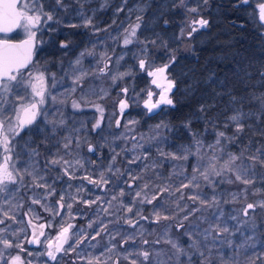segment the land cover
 <instances>
[{"label":"snow or ice","instance_id":"snow-or-ice-1","mask_svg":"<svg viewBox=\"0 0 264 264\" xmlns=\"http://www.w3.org/2000/svg\"><path fill=\"white\" fill-rule=\"evenodd\" d=\"M57 4L63 7L62 0H56ZM81 6L80 15L83 17L84 23L83 26H93V19L90 16L85 15L83 11V4L87 3V0H77ZM206 5L208 0H202ZM109 3V0H103L101 3V9L106 7ZM128 3V0H122L120 7L115 9L116 13L124 11V6ZM248 0H235L233 7L239 8L240 6L247 4ZM180 4L184 5V0H180ZM147 4L141 6L137 5V11L140 13L137 15V22L129 24L127 28L124 29L121 36L123 37V45L127 46L133 44H143L144 47L141 49L142 52L147 54L148 44L155 45L156 40L141 41L137 37V31L141 27L143 21V12L146 10ZM132 9H129V15L132 13ZM191 12H197L196 8L189 9ZM95 12L93 13V15ZM53 15L50 12H45L43 4L40 0H0V33L11 32L13 28L23 27L28 34V38L22 41L20 44H13L7 39H0V160L3 161L0 164V200L3 201V204L0 205V225H4L7 220H11L13 223H19L16 216L12 213L13 208L23 207L22 204H13V200L16 199L21 188H28L29 190L35 188L44 189L45 192L43 195H37L35 192L30 198L32 204H41L42 200H47L50 196L56 194V183L57 181L64 180L67 177L68 180L75 178L76 171L84 168L83 158L80 156V149L82 147L81 141L83 140L84 144H87L86 151L89 153L99 152L106 145H93L91 144L86 137L81 138L77 136L75 138V145L73 146V137L71 135L63 136L59 140H56L54 144L51 145L49 149L50 156L45 160H40V153L37 148H32L31 145H27L26 151L17 152V143H14L16 137H21V133L25 132V129H28L30 126L35 125L34 131L43 132V129L40 128L37 124V118L41 117L43 121H46L49 124L53 125L52 133L57 132V126L63 127L65 125V120L61 118L59 121L49 120L48 119V110L43 108L47 101H51L53 104H64V100L58 99L56 95H53L50 89H55L57 87V73L51 71L45 66H38L39 62H34V55L38 51L37 44L43 43V41H37V32L41 31V21L45 23L47 21H52ZM264 4L259 6V16L256 23L259 27H264ZM115 23V21H113ZM167 23V21H165ZM196 25H199V28H205L209 25V21L201 17L196 21L191 22V30L188 32V35L191 36L192 33H195L198 29ZM76 25H72L75 27ZM35 29V30H34ZM101 29H96L100 31ZM107 31V29H104ZM183 35V30H182ZM163 46H167L165 42L162 41ZM67 42H61L60 47L68 48ZM93 53L85 50L80 53L74 66L70 65L69 71L63 72L60 77V82H63L65 76L72 74V85L67 90L70 93H75L79 89L82 95L89 94H98L97 90L89 85L88 89L84 88V83L88 77L96 76V72H90L85 70L82 67V59L85 55H92ZM106 55V54H105ZM123 59V57H120ZM176 57L174 55L169 57V63L165 64L161 68H157L155 71L149 72V75L157 77L165 73L168 67L175 63ZM119 61H117L118 63ZM146 60H139V68L143 69L145 67ZM29 65L32 67L29 68ZM108 63L104 64V68L100 69L101 73L106 74L105 70L108 69ZM27 70V71H24ZM35 70V71H34ZM78 72V74H76ZM126 75H131V73H119L118 76L114 75L111 77L113 82L118 78H123ZM246 75L251 76L252 73H247ZM260 77V83L264 84V67L258 73ZM165 79H167L165 77ZM49 81L51 83L49 84ZM156 83L154 79L152 81ZM223 84V82H221ZM175 86L174 80H168L165 86V92L171 91ZM101 92L104 90L101 89ZM123 94L128 93V88L124 87L121 89ZM152 93H148V100L145 101V107L148 112L151 113L153 109L159 108L160 104L172 105L174 102L171 98L166 95L161 94L159 101L157 103H152ZM217 97L221 95L229 96V106L233 108L234 114L228 118V123H232L235 126V132L232 136H228L226 131H220L216 129V121L213 117H207L206 113L214 105L202 104L197 109L199 113L195 118L197 120H205L206 124H211L213 130H215V141L212 144L207 145L210 149L213 150V154L208 158L207 164L201 163L203 156L197 159L196 165L193 167V172L191 176H184V170L181 167L179 175L184 176L188 181L187 183L181 182L177 186L176 191L181 192L180 200L184 199V194L182 189L192 188L196 191L193 194L188 196V199L193 204H198V207L192 209L190 212H187L182 220L177 221L174 225H170L166 231L165 243L169 246L168 248H156L155 245L160 244V240H154L151 242L152 247L145 248L144 245H149L147 239H141L140 245H136L137 235L143 237L146 229L143 225H140L141 231L138 234H129L122 236L120 241L117 243H112L111 247L108 248L109 252L114 250H122V258L125 261H129L130 264H257V261H260L261 264H264V240H259L255 236V231L259 227L255 223H251L250 227L253 230L252 235H247L243 238L240 243H236L233 237L237 232L241 231V223L249 224V221L241 222L238 220L239 212L235 214L229 213L228 218L234 221H237L236 225H233L230 230L227 220H221L225 216L224 211L221 209L218 212H213L211 219L209 217L201 216L200 219L208 223V227L201 228L199 224L193 225L191 222L187 225L185 221H189V217L194 215L196 212H202L207 209L217 208L220 209V198L217 194V189L221 184H232L234 182H242L245 185H250L253 183V178H248L250 175V170L253 165H248L247 169H237L233 165L238 159L236 155L232 153H224L223 144L233 143L235 139L244 131V123L242 120L247 119L250 116H255L257 120L261 117H264V92L252 91L247 95L236 96L232 94L231 88H225L222 92H216ZM253 105V108H250L248 112H245L244 105ZM72 107L74 109H80L81 105L76 101H72ZM97 111L100 113V119H98L92 125V132H95L97 129H101V122L103 120V108L99 105L95 106ZM128 107L126 100L119 101L120 113L123 114L124 110ZM192 121L188 120L185 122L184 126L190 128ZM228 123H225L224 127H228ZM116 126H120V121H116ZM127 127V125H125ZM167 128L168 125L160 124L156 128ZM81 128L87 130V126L84 122H81ZM81 128L73 129L74 132L79 133ZM207 130V129H206ZM250 130L255 131L256 129ZM9 133L11 136H9ZM260 135H264V127L259 129ZM26 135L29 133H25ZM99 134V133H97ZM194 135V134H193ZM156 138V137H154ZM23 139V137H21ZM51 139L50 137H45V140ZM44 142V141H42ZM160 142H164V138H160ZM33 143H35L33 141ZM197 154L200 153L201 149L204 147L201 140L196 139L195 145ZM24 147V146H22ZM143 148V145H139ZM56 149L55 152H52L51 149ZM123 151V150H122ZM113 155L111 156V163L107 166L106 171L112 173V177L106 178L104 172L99 173V179H91L90 176L85 175L82 177L83 180H88L89 183L101 186L107 185L109 179L119 178L123 176L124 173H121L117 168L113 170V163L116 161V157L119 153L115 152V149H112ZM158 156L163 158L159 160H153L151 163H144L141 171L139 173H133L131 169H126L127 179L123 183L127 188L131 189L135 186L138 190L134 193H129L131 199L127 204L120 201V205L125 209L126 213H131V217H125L124 223L129 225L131 228H136L140 221H146L149 223H159L161 219L164 220H175V215H161L159 209H168L165 207L167 201H160L159 196L162 193L168 192V187H161L159 183H156L152 179H145L146 173H153L155 180L163 179L162 174L157 172L156 169L163 167L165 160H187L188 156L191 155L190 148H185L181 155L177 156L172 152H165L163 148L157 145ZM257 155L249 157L250 160L259 161L261 165H264V159H261V156H264V151L261 149L256 150ZM25 155L28 157V160L21 162L20 156ZM227 155L228 159L224 161V164L221 167H217V162L220 156ZM13 156L16 157V160L13 161ZM72 157V159H67L66 157ZM148 160V155L144 154L142 156H134L132 159L127 161L128 164H137L138 161ZM11 162V163H10ZM94 163V162H90ZM20 164V167L16 165ZM42 165V166H41ZM78 166V167H77ZM59 169V171H57ZM71 169V171H70ZM228 173L234 174V179L228 176ZM27 176L30 180V184L25 185L24 179ZM219 178V179H217ZM136 181H142L140 184H136ZM150 184L152 185L153 192L149 194L147 191ZM69 188L72 185H68ZM83 185L76 188L77 193L81 191ZM207 188L208 191L205 192L204 189ZM156 189H159V192H156ZM246 192L247 189H244ZM69 200H75L71 193H67ZM126 192L123 187L119 189L118 196L124 197ZM232 200H236V194H230ZM117 196L114 195L112 200H116ZM64 195L62 194L59 197V200L56 202V207L58 210H63L65 208ZM154 205L151 212L152 219L150 220L149 216L143 215V206ZM231 201L225 200L224 203H229ZM86 205L94 203V201L85 200ZM4 205H7L5 208ZM72 203L67 204V214L71 216ZM111 206V202H109ZM41 207H45L41 204ZM179 207V205H177ZM187 205L184 208H181V211L187 209ZM257 205L248 203L246 207L242 210L245 217L249 216V210H254ZM259 207L264 209V202L259 204ZM135 209V211H134ZM45 210H49L45 207ZM35 210L29 208V212H34ZM58 214V213H57ZM38 218V217H37ZM31 223V220L28 221ZM92 225L89 224V227ZM41 228L45 225H40ZM73 227L72 224H68L67 227H64L60 234L56 237L58 243L53 245L49 242L46 245L45 252L39 253V255H46L49 261L59 264L58 254L72 251H76V247L69 245L68 249L64 248V244L68 242V233L69 230ZM106 227V226H105ZM175 227L177 230L176 239H173L169 233L171 228ZM11 225L0 228V244H3V249H0V264H25V261L22 259L20 254L12 255L7 250L12 248H17L23 251L22 244L13 243L12 240L8 238V235L16 236L17 232L11 230ZM97 231L96 235L98 236L101 231ZM23 231V230H21ZM7 234V235H6ZM119 234V232L117 233ZM151 234V233H149ZM44 233L41 231L39 236H43ZM264 235V234H262ZM186 238V244L182 241ZM92 239H96V236H93ZM115 240V236L112 237ZM31 244L39 245L41 243L38 238L35 229L32 233V239L27 241ZM82 241L77 237L75 245L78 247ZM131 243V250L125 248V245ZM31 255V253H29ZM79 255V254H78ZM86 256V253H85ZM96 262L99 264V257H96ZM28 264H31L29 261ZM45 264H48L46 261ZM87 264H93V261L89 259ZM114 264H120V258H117Z\"/></svg>","mask_w":264,"mask_h":264},{"label":"trees","instance_id":"trees-1","mask_svg":"<svg viewBox=\"0 0 264 264\" xmlns=\"http://www.w3.org/2000/svg\"><path fill=\"white\" fill-rule=\"evenodd\" d=\"M255 1L257 0H248L247 4L235 8L233 7L235 0H208L206 5L202 0H184V5L180 4V0H128L124 11L116 13L115 9L120 7L122 0H109L108 5L103 9H101L103 0H87V3L83 4V11L85 15L92 17L94 26L97 24L102 28V31L98 32L100 33L98 37L92 31L93 26H83L81 6L77 0H62L63 7L58 5L56 0H42L48 12H55V22L50 24V29L45 34L43 32L38 34L37 41L42 40L43 43H38L35 61L44 65L47 62V68L59 73V68L64 67L73 57L65 53L68 49L76 53L97 37L96 44L105 46L108 52L116 48L114 51L119 53L123 46L126 53L123 64L127 65L131 75H127L113 86L102 100L107 108L104 124H113V122L108 124V115L111 111H114L115 116L120 113L119 101L125 97L127 100L130 99L131 103L130 108L123 114L136 117L138 128L141 129L160 124L168 125L164 128V133L167 138L166 143L171 147L190 144L195 139L211 142L216 139L215 130L211 124H206L205 120L195 118L199 115L197 109L200 105H214L207 111L206 116L215 119L217 130L226 131L228 136H232L235 126L228 123V118L234 114V110L229 106V96L217 97L215 93L222 92L225 88H231L232 94L236 96L247 95L252 91L264 92V84L260 83L258 75L264 67V33L262 27L256 23ZM145 4L147 8L143 12V21L137 37L141 41L156 40L155 45L148 44L146 55L140 50L144 47L143 44L134 43L125 46L122 44L121 36V30L126 23V10L132 5ZM192 8H196L197 12L189 11ZM201 17L207 19L209 25L205 28L196 25L198 30L189 36L191 22ZM72 25L76 26L72 27ZM19 36L17 32L10 38ZM162 41L166 43V47L163 46ZM61 42H67L68 48L60 47ZM172 55L176 60L168 67V73L175 81L172 92L174 106H162L149 113L141 105V100L150 85V77L139 68V60L145 59L148 64L154 66L163 65L169 63V57ZM247 73L252 75L248 76ZM124 87L128 88L126 96L121 92ZM73 98L75 95L70 96V102ZM253 107L245 104L243 110L248 112ZM188 120L192 121L190 128L184 126ZM225 123H228L227 128L224 127ZM242 123L245 125L244 131L233 143L224 145L227 150L247 154L249 158L257 155V149L264 151V135L259 133V129L264 127V117L257 120L255 116H250L242 120ZM250 126L251 129L256 130H250ZM41 129L45 130L43 125ZM102 131L99 136L94 133L93 142L102 140L100 137L105 135L110 136L106 134L103 126ZM105 149H108V145L101 153V165L105 164ZM118 153L120 156V151ZM261 159H264V156H261ZM251 163L260 174L264 165L253 160ZM249 203L254 204L253 201ZM80 207L87 208V206Z\"/></svg>","mask_w":264,"mask_h":264},{"label":"rangeland","instance_id":"rangeland-1","mask_svg":"<svg viewBox=\"0 0 264 264\" xmlns=\"http://www.w3.org/2000/svg\"><path fill=\"white\" fill-rule=\"evenodd\" d=\"M42 3V0H40ZM122 4V3H121ZM261 4H264V0H257L255 1V5L257 7V11L255 13V19L258 21L259 16V6ZM121 6V5H120ZM44 7V6H43ZM132 9L131 15H129L128 10ZM45 12H48L46 8H44ZM53 15V18L55 16V12H50ZM140 14L137 11V6H130L126 10V23L124 25V29L129 26V24H135L137 22V15ZM55 19L52 21H47L45 23L43 20L41 21V31L37 32V36L39 33H44L50 29V24L54 23ZM264 23V22H262ZM102 29L95 25L93 27L92 31L93 33L97 34L99 37L98 32L96 29ZM123 30H121V33H123ZM263 33H264V27H262ZM35 30V29H34ZM102 31V30H100ZM19 33V37H28L27 32L24 30L23 27H21V30L17 31ZM15 32V33H17ZM138 32V31H137ZM22 34V35H21ZM138 35V34H137ZM11 36V35H10ZM10 36H5L9 37ZM18 37V38H19ZM97 38L91 40L87 46L82 47L76 53L71 52L72 49H68L65 51L67 54L73 55L72 59H70L64 67H60V72L57 73V87L55 89H50L53 95H56L58 99L64 100V104H53L50 100L45 103L43 108L48 110V119L49 120H55L59 121L61 118L65 120V125L63 127L57 126V132L55 135H59L61 137L71 135L73 137V146L75 145V138L77 136H80L81 138L86 137L87 140L93 144V145H108V149H105V164L101 165V156L102 151L104 150V147L101 151L96 153H88L86 152L87 144L83 143V140L81 141L82 147L79 150L80 156L83 158L84 168L80 169L79 171H76L75 178L68 180L67 177H65L64 180L57 181L59 182H67V190H65V193H71L76 199L73 201L71 200L72 205L77 204V207L75 208V213L71 209V216L67 214V207L65 214L61 217L60 214H56L55 209L52 207L51 197L50 196L47 200H42L41 204H43L45 207H47L49 210H45L46 213L49 214L48 217H44L40 214H38L37 209L41 207V204H32L31 199H29L26 196V193H30V198L33 196V193L35 192L38 196L43 195L45 192L44 189L41 188H35L33 193L31 194L30 191H28V188H21L19 194L17 195L16 199L13 200V204H22L23 207H17L13 208L11 211L16 216L17 221L26 220L28 217L31 219V225L37 226L39 219L44 220V224L46 229L50 228L52 225L55 227L57 223V219L60 217V226L72 224L73 227L71 228L72 231V237L74 239H79L82 241V243L79 244V246H76V256L77 261L76 264H87V261L91 259L93 261V264H97L96 257H99V264H114L115 260L117 258H120V264H130L129 261H125L122 258V250L117 251L114 250L113 252H109L108 248L111 247L112 243H117L120 241L122 236L129 235V234H138L139 231H141L140 225H143L146 229L145 234L143 237H140L137 235L136 238V245H140L141 239H147L150 243L149 245H144L145 248L152 247L151 242L154 240H160V244L155 245L156 248H168L169 246L164 242L167 238L165 236V231L170 225H174L177 221L182 220L183 216L190 212L192 209L198 207V204H193L189 199L188 196L193 194L195 189L192 188H185L182 189V192L184 194V199L180 200L179 197L181 196V192H177L176 188L183 183H187L188 181L184 178V176H191L193 172V167L196 165L197 159H199L201 156H203V160L201 163L207 164L208 158L213 154V150L207 147V145L214 143L215 139L211 142H203L204 147L201 149L200 153L197 154L195 145V140L190 144H181L177 147H171L169 143H166V135L164 133V128L157 129L156 126H152L150 128L141 129L138 128V121L137 118L133 115L125 116V114L119 113L117 116H115L114 111H111L110 115H108L107 122L108 124L113 122L112 125H105L104 120L106 119V106L103 105L102 100L108 95L109 91L112 89L113 86H116L118 82H120L123 78H118L115 82L111 79L112 76L117 75L119 73H130L128 70L127 65L124 66L123 61L125 58V52L123 46H121V52L117 53L114 51V48L111 52H108L107 48L105 46H101L100 43H97ZM123 42V37H122ZM135 43V42H134ZM133 43V44H134ZM123 44V43H122ZM38 47V45H37ZM85 50H88L92 52V55H85L82 59V67L85 70H89L90 72H96V76H89L88 79L84 83V88L87 90L89 85L94 87L97 90L98 94H89V95H82L81 91L77 89L75 93H70L67 90L72 85V79L73 75L69 74L64 77L63 82H60V77L65 71H69L70 65L74 66L75 60L80 57V53L84 52ZM141 50V49H140ZM140 53V52H139ZM142 54L144 52L141 51ZM106 54V55H105ZM120 57H123V59H120ZM117 61H119L117 63ZM36 62V61H35ZM108 63L109 67L105 70L106 74L101 73L100 69L104 68V64ZM163 65H151L148 64L146 61L145 67L143 70L149 75V72L155 71L157 68L163 67ZM38 66H45L43 63L39 62ZM30 66L29 68H31ZM27 71V70H24ZM35 71V70H34ZM78 74V72L76 73ZM150 77V85L148 87V90L141 100V105L147 110L145 107V101L148 100V93L151 92L152 103H157L159 101L160 95H166L167 97L172 98V92L175 88V86L171 89V91L165 92V86L167 84L168 80H173L171 76L168 73V69L165 73L162 75H159L157 77H153L149 75ZM165 77L167 79H165ZM156 80V83H153V80ZM51 81H49V84ZM103 89L104 91L101 92L100 90ZM121 89V88H120ZM75 95V98H73L72 101H76L81 105L80 109H74L72 107V102H70V96ZM124 96V94H123ZM121 100H126L128 103V108H130V99H126L123 97ZM130 101V102H129ZM136 102V101H134ZM102 103V104H101ZM133 103V102H132ZM96 105H99L103 108V120L101 122V129L102 126L105 127L106 134L104 137H100L98 142H93L92 137L94 133L103 132L100 129H97L95 132H92V125L100 119V113L96 109ZM162 106H169L166 104L161 103L159 108L153 109L152 112L160 109ZM148 111V110H147ZM113 117V118H112ZM120 121V126L117 127L116 121ZM41 121V122H40ZM37 122L41 123L45 128L46 134H53L52 128L53 125L47 123L46 121H43L41 117L37 118ZM36 122V123H37ZM81 122H84L87 126V130L81 128ZM127 125V127H125ZM75 128H81V131L79 133H76L73 131ZM44 132V130H43ZM23 133V132H22ZM98 134V136H99ZM9 136L11 134L9 133ZM109 140H108V138ZM156 137V138H154ZM160 138H164V142H160ZM58 139V137H57ZM143 145V148L139 147V145ZM157 145H159L165 152H172L175 153L177 156L181 155L183 150L185 148H190L191 155L188 156V159L185 160H165L163 167L157 168L156 171L160 172L162 174L163 179L161 180H155V176L153 173L149 172L145 174V179H152L156 183H159L161 187H168L169 191L160 194L159 199L160 201H167L165 207L168 209L165 211L164 209H159L161 211V215H175L176 219L172 220H164L161 219L159 223H149L146 221L141 220L140 224L136 226V228H131L129 225L124 223L125 217H131V213H126L125 209L121 207L120 201L123 200L125 204L128 203V201L131 199V196L128 195L129 193H134V191L138 190L135 186L133 188L129 189L127 186L123 183L125 179H127V172L126 169H131V171L135 173H139L144 165V163H151L153 160H159L163 159L158 156L157 152ZM224 145V144H223ZM106 147V146H105ZM225 148V145L223 146L224 153H232L233 155H236L238 159L235 161L233 167L237 169H247L248 165H252L251 160L248 158L247 154H239L231 150H227ZM112 149H115V152L120 151V156L118 155L116 157L115 163H113V170L119 169L121 173H124L123 176H120L117 178H111L109 179V183L101 186H96L88 182V180H83L82 177L85 175L90 176L91 179H99V173L104 172L105 177L109 178L112 177V173H109L106 171L107 166L109 163H111V156L113 155ZM123 150V151H122ZM144 154L148 155V160H140L137 164H128L127 161L129 159H132L134 156H142ZM93 155V156H92ZM27 157V156H26ZM193 157V160L191 161V158ZM67 159H72V157H66ZM96 159V160H94ZM228 159L227 155H222L219 157L217 162V167H221L224 164V161ZM28 160V157L27 159ZM25 160V161H26ZM94 162V163H90ZM78 167V166H77ZM166 168L163 170L162 168ZM181 167L184 170V176L179 175L181 171ZM59 171V169H57ZM261 170V169H260ZM71 171V169H70ZM254 174V180L253 183L250 185H245L242 182H234L232 184H221L219 188L217 189V194L220 198L221 204L220 209L213 208V209H207L202 212H196L194 215H191L189 217V221H185V224L192 223L193 225L199 224L201 228L208 227V223L205 221H202L200 219L201 216L209 217L211 219L213 212H218L219 210H223L225 213V216L221 218V220H227V224L232 229L233 225H236L237 221L231 220L228 218L229 213L235 214L236 212H239L240 215L238 216V220L241 222L243 221H249V224H243L241 223V231L237 232L233 239L236 243H240L243 238L247 235H252L253 230L250 227L251 223H255L259 227L255 231V236L259 240H264V236L262 235V232L264 231V209L259 207V204L261 202H264V168L260 171V174L256 172V168L253 166L250 170V175L248 178H253ZM228 176L234 179L233 173H228ZM219 179V178H217ZM30 180L27 176H25L24 184L28 185L30 184ZM57 183L55 185L56 192H57ZM142 181H136V184H140ZM72 185L71 188L68 187V185ZM83 185V188L81 191L77 193L76 188L78 186ZM111 186V187H110ZM110 187V188H109ZM123 187L126 195L124 197H119L118 192L119 189ZM244 189H247L245 192ZM96 191V192H95ZM149 194H152L153 188L150 184L149 189L147 190ZM205 192L208 191L207 188L204 189ZM156 192H159V189H156ZM64 192L62 194L65 195ZM236 194V200H232V196L230 194ZM116 195L117 199L112 200V197ZM68 197V196H67ZM29 199V207L27 209V212L24 211V205L25 201ZM94 201V203L86 205L84 201ZM225 200H229L231 202L224 203ZM253 201L257 207L254 209L249 210V216L245 217L243 215L242 210L246 207V205ZM109 202H111V206H109ZM156 202H154L153 205H147L145 204L143 206V215L149 216L150 220L151 212L153 210V207ZM3 204V201L0 200V205ZM179 205V207H177ZM187 205V209L184 211H181V208H184V206ZM80 206H87V208L83 209ZM6 208L7 205H4ZM45 207H42L45 209ZM29 208L34 209V212H29ZM57 208V207H56ZM135 211V209H134ZM24 214V215H23ZM23 215V216H22ZM38 217V218H37ZM58 217V218H57ZM57 218V219H56ZM11 225V230H15L17 234H25V231L27 229H30V227L21 226L18 225L19 223H13L11 220H7L6 223L0 228L6 227L7 225ZM89 224L92 226L89 227ZM59 226V229H60ZM106 226V227H105ZM104 229L100 232V234L97 236L96 233L98 230ZM10 230V231H11ZM23 230V231H21ZM119 232V234H117ZM151 233V234H149ZM176 233L177 230L175 227L171 228V232L169 235L176 239ZM7 235V234H6ZM17 236V235H16ZM23 236V235H22ZM54 236V233H51L50 238ZM93 236H96V239H92ZM115 236V240L112 239V237ZM13 236L8 235V238L11 239ZM49 239V237H48ZM21 241H23L21 239ZM186 244L187 240L186 238L182 241ZM20 244H22L20 242ZM2 249H3V244ZM125 248H128L131 250L132 246L131 243L129 245H125ZM46 246L42 242V245L39 249H35L34 252H31L35 256L39 257V253L45 252ZM12 255H15L12 251V249L7 250ZM86 253V256H85ZM79 254V255H78ZM26 261V260H25ZM31 264H36V259L29 260ZM257 264H261L260 261H257Z\"/></svg>","mask_w":264,"mask_h":264},{"label":"flooded vegetation","instance_id":"flooded-vegetation-1","mask_svg":"<svg viewBox=\"0 0 264 264\" xmlns=\"http://www.w3.org/2000/svg\"><path fill=\"white\" fill-rule=\"evenodd\" d=\"M21 37H19V38H21ZM34 62H35V58H34ZM40 122L39 123L37 122V124H39V126L41 128L42 124ZM33 129H35V125L30 126L28 129H25V132L21 133V137H23V139H21V137L15 138L14 143L18 142L16 151L17 152L26 151L27 150L26 146L31 145L32 148H37V150L40 153L39 159L43 161V160L49 158V156H50L49 149L51 148V145L54 144L56 142V140H59L61 138V136L55 135V134H46L45 130H44V132H39V131H34ZM25 133H29V134L26 135ZM46 136L50 137L51 139L45 140ZM57 137H58V139H57ZM33 141L35 143H33ZM42 141H44V142H42ZM22 146H24V147H22ZM51 151L55 152L56 149L52 148ZM19 159L21 162H24L27 159V157L25 155H21ZM15 160H16V157L13 156V161H15ZM94 160H96V159H94ZM100 161H101V159H100ZM2 163H3V161L0 160V164H2ZM16 166L20 167V164H17ZM66 186H67V182H65V181L57 183V187H58L57 192L55 195H53L51 197L50 203H52V207L55 209L56 214L58 213V214H60V216L62 214L63 215L65 214V212H66L65 209L67 207V204L71 203V200H69V198L67 197L68 195L65 193V190H67ZM28 191H30L32 194L34 190H28ZM62 192H64L66 195V196H64V201H63V203L65 204V208L63 210H58L56 208V202L59 200V197L62 195ZM28 195L30 196L29 192L26 193V196L30 199V197ZM29 199L25 201V205H24V208H25L24 211H26V212H27V209L29 207ZM77 206H78V203L77 204L74 203L73 207H77ZM75 210H76L75 208H72V211L74 213H75ZM37 212H38V214L42 215L43 218L49 216V214L46 213L45 209L42 207H39L37 209ZM59 219H60V217L57 219V222H55V223H57L56 224L57 227L52 225L49 229L48 228L46 229V227H43V228L40 227V225L44 224L43 219H39L37 226H33V225H31V223H28V221L31 220L29 217L26 220L20 221L18 225H20V224H21V226L27 225L28 227H30V229H27V231H25V234H22L23 236L21 234H17V236H13V238L11 237L10 240H12L13 243H20L21 242L22 248H23V251H21L20 249H17L14 247L12 252L15 255L20 254L22 259L24 261L26 260L25 264H28L29 260H31V259H36V264H45L46 261L48 262V264H55V262L49 261L46 255H43V256L39 255V257H38V256H35L34 254H32L31 252H34L35 249H39L42 245V242L44 243L45 246L49 242L53 243L54 246L56 243H58V241L56 240V237L60 234V232L62 231V229L64 227H67L66 225L60 226L59 224L61 222ZM0 226H2V225H0ZM59 226H60V229H59ZM34 229H35V232H36L38 238L41 241V243L39 245L31 244V243L27 242L28 240L32 239V233H33ZM41 231H43V233H44L43 236H39V233ZM51 233H54V236L52 238H50ZM48 237H49V239H48ZM21 239L23 241H21ZM75 241H76V239H74L72 237V231L70 229L69 233H68V242L64 244V248L68 249L69 245L76 247ZM0 249H2L1 244H0ZM29 253H31V255H29ZM76 254H77L76 251L75 252L69 251V252H67V254H65V253L58 254L59 264H76V261H77L76 260L77 259Z\"/></svg>","mask_w":264,"mask_h":264},{"label":"water","instance_id":"water-1","mask_svg":"<svg viewBox=\"0 0 264 264\" xmlns=\"http://www.w3.org/2000/svg\"><path fill=\"white\" fill-rule=\"evenodd\" d=\"M21 30V27H16V28H13V30L11 32H7V33H0V39H7L9 40V42L13 43V44H20L22 43V41H24L25 39H27L28 37H21V38H9V37H5V36H9V35H12L13 33L17 32ZM34 58H35V55H34ZM33 58V59H34ZM30 66V65H29ZM128 104V103H127ZM127 108L124 110L126 111Z\"/></svg>","mask_w":264,"mask_h":264}]
</instances>
